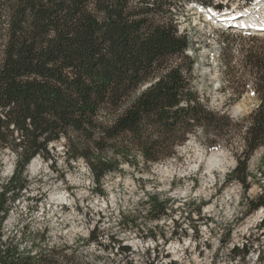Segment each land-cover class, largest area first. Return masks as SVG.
Wrapping results in <instances>:
<instances>
[{"label":"trees","instance_id":"obj_1","mask_svg":"<svg viewBox=\"0 0 264 264\" xmlns=\"http://www.w3.org/2000/svg\"><path fill=\"white\" fill-rule=\"evenodd\" d=\"M190 1L199 0H0V150L19 152L13 177L0 186V232L7 192L37 154L49 155L62 138L65 161L84 159L102 195L108 174L123 172L125 164L139 168L141 161L149 169L199 131L208 149L242 141L226 181L251 188L250 158L264 149V43L241 44L256 69L257 107L241 119L215 111L194 86L196 61L185 53L192 40L175 18V6ZM236 45L222 47L229 69ZM259 185L250 212L264 206V180ZM146 204L152 219L167 213L154 195ZM129 222L139 227L136 218ZM145 232L165 234L157 227ZM98 236L93 230L89 241ZM252 247L234 246L233 257L245 259ZM75 259L56 248L36 255L0 250V264H79Z\"/></svg>","mask_w":264,"mask_h":264},{"label":"rangeland","instance_id":"obj_2","mask_svg":"<svg viewBox=\"0 0 264 264\" xmlns=\"http://www.w3.org/2000/svg\"><path fill=\"white\" fill-rule=\"evenodd\" d=\"M203 1L208 0L190 2ZM190 2L176 5L174 13L192 40L186 54L196 61L194 86L215 111L244 118L257 107L259 98L254 92L256 69L245 61L241 44L249 38L256 39V46L264 43V27L217 30V22L212 23L214 13L244 11L250 1L212 0L207 11ZM263 3L254 6L251 14L264 24ZM233 42L237 45L229 69L222 47ZM225 84L229 90H223ZM196 134L177 148L176 155L149 169L140 160L139 168L125 164L123 172L108 174L102 184L104 195L95 190L84 159L65 161V139L52 143L49 155L42 154L39 170L29 169L32 159L15 181V188L6 194L8 212L2 230L9 237L8 243L39 254L54 247L74 255L79 264H260L264 256V228H260L264 206L250 212L249 202L261 192L264 149L250 158L253 176L251 188L245 192L239 182L226 181L237 164L235 153L242 151V141L237 139L234 148L222 145L208 149L200 140L202 133ZM18 153L10 148L0 150V186L13 177ZM212 154L220 163L209 171L207 159ZM49 158L56 161L53 166ZM24 181L26 186L19 189ZM55 193L67 197L64 204L48 202ZM149 195L158 197L167 208L159 219H152L148 210ZM133 217L139 227L130 226ZM146 227H157L165 236H146ZM95 229L99 241L90 242ZM119 244L130 250H117ZM244 244H253L248 256L233 257L234 246L242 248Z\"/></svg>","mask_w":264,"mask_h":264},{"label":"bare ground","instance_id":"obj_3","mask_svg":"<svg viewBox=\"0 0 264 264\" xmlns=\"http://www.w3.org/2000/svg\"><path fill=\"white\" fill-rule=\"evenodd\" d=\"M264 0H254L253 2V7L256 6L257 4H260L262 3ZM262 5V4H261ZM264 6V3L263 5ZM224 14H219V16H222ZM244 14L242 11H240V14L237 15L235 14L233 17H232V20L235 21V24H236V28H242V27H245V25H251L253 26L255 29L257 28H261L260 26L264 24L261 22V20L259 21L258 19H256L252 14ZM247 17V18H246ZM224 17H220V19H223ZM234 18V19H233ZM231 23V22H229ZM233 23V22H232ZM260 25V26H258ZM217 26L220 27L219 23L217 22ZM262 30V28H261ZM84 161V160H82ZM220 163V160L218 159L217 155L215 154H212L208 159H207V164H208V169L209 171L212 170V168L214 167V165H217ZM82 164V163H81ZM40 168V165H39V160H32L29 164V169L33 172H36L37 170H39ZM10 169V166L7 167V171ZM88 171V169H87ZM90 172V171H89ZM67 200V197L65 198V195L63 194H52L50 196V198L48 199V202L51 203V204H64V200ZM26 203V202H25ZM68 203V202H67ZM70 203V202H69ZM68 203V204H69ZM71 204V203H70ZM25 206V205H24ZM15 215V214H14ZM259 217V214L255 216V218ZM8 235H4V239H1V243H0V250H6L8 247H14L16 249H18L20 252H23V253H26V254H31V255H36L37 252L36 251H32V252H29V251H25L24 252V247H22L21 245L19 246H15V245H12L10 243H8ZM30 243V242H29ZM33 245H34V241H33ZM51 245V243H50ZM178 245V244H177ZM31 247V245H30ZM50 247V246H49ZM45 248V247H44ZM47 248V247H46ZM175 248V247H174ZM40 249V248H39ZM50 249V248H49ZM44 250V249H43ZM45 250H48V249H45Z\"/></svg>","mask_w":264,"mask_h":264},{"label":"built area","instance_id":"obj_4","mask_svg":"<svg viewBox=\"0 0 264 264\" xmlns=\"http://www.w3.org/2000/svg\"><path fill=\"white\" fill-rule=\"evenodd\" d=\"M195 5V3H191V6H194ZM179 26V31H180V33H184V28L182 27V26H180V25H178ZM44 157H42V155L41 154H37L34 158H33V160H39V161H42V160H44L43 159ZM49 161H52V160H49ZM80 163H81V160L79 161ZM48 164V163H47ZM7 212H8V209H7ZM7 212H6V214H7ZM6 214H5V216H6ZM5 218V217H4ZM4 222H7V219L4 221ZM4 235H5V231H3L2 230V225H1V233H0V243H1V239H4ZM54 247H52V248H50V249H53Z\"/></svg>","mask_w":264,"mask_h":264},{"label":"water","instance_id":"obj_5","mask_svg":"<svg viewBox=\"0 0 264 264\" xmlns=\"http://www.w3.org/2000/svg\"><path fill=\"white\" fill-rule=\"evenodd\" d=\"M249 1V0H248Z\"/></svg>","mask_w":264,"mask_h":264}]
</instances>
